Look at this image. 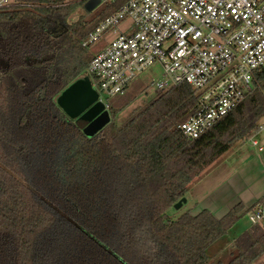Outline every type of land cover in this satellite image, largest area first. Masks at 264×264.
Wrapping results in <instances>:
<instances>
[{"label": "trees", "instance_id": "trees-1", "mask_svg": "<svg viewBox=\"0 0 264 264\" xmlns=\"http://www.w3.org/2000/svg\"><path fill=\"white\" fill-rule=\"evenodd\" d=\"M12 1L0 8V264H208L209 248L264 197L221 217L168 210L259 132L264 72L197 138L179 129L198 109L188 83L158 90L123 123L112 99L111 121L89 134L57 99L89 74L98 51L85 39L127 0L78 18L88 0ZM233 247L225 264H250L264 254V227L244 231Z\"/></svg>", "mask_w": 264, "mask_h": 264}, {"label": "built area", "instance_id": "built-area-1", "mask_svg": "<svg viewBox=\"0 0 264 264\" xmlns=\"http://www.w3.org/2000/svg\"><path fill=\"white\" fill-rule=\"evenodd\" d=\"M9 3L0 0V8ZM123 22L129 24L120 29ZM111 33L88 67L99 101L111 109L112 98L160 65L165 80L156 82L158 90L188 83L198 93L197 111L179 124L190 139L233 110L252 89L254 73L264 72V0H127L83 45ZM248 214L252 227H264V198Z\"/></svg>", "mask_w": 264, "mask_h": 264}, {"label": "rangeland", "instance_id": "rangeland-1", "mask_svg": "<svg viewBox=\"0 0 264 264\" xmlns=\"http://www.w3.org/2000/svg\"><path fill=\"white\" fill-rule=\"evenodd\" d=\"M12 0H9L11 2ZM67 1H79V0H67ZM113 1V0H112ZM107 1L103 0H88L85 8L78 10V15L75 18H78L79 15H85L90 17L95 15L102 6ZM101 5V6H100ZM128 22H123L121 24V29L127 25ZM115 36L111 33L110 35H105L99 42L94 44L93 50L98 51L99 48L104 47L107 44L109 39H113ZM91 79L93 75L91 73L87 74ZM160 80H165L163 75V68L160 65H153L145 69L128 88L127 92L124 95H118L114 97L113 107H118L120 112L116 118L117 123H123L126 121L136 109L144 105L146 102L155 98L158 93L156 88V82ZM63 97L62 93L57 99L58 105L65 111L63 108ZM66 112V111H65ZM110 112V109H108ZM68 114V113H67ZM111 116V112L109 113ZM69 115V114H68ZM70 116V115H69ZM264 121V118L260 120V123ZM264 137V129L260 130L256 136L250 140H245L237 143L222 156H220L213 164L208 166L202 173V176L192 182L188 191V202L184 203L180 209L172 207L168 210V214L177 218L180 214L192 210L196 212L197 208L193 206L195 202H192L193 192L197 189L199 191V182L204 181L208 183L210 181L220 182L226 176L231 175L230 179H226L222 182L223 189L226 187V183L232 181V176L241 168L242 165L248 162L254 154L258 155L260 153L258 146L253 145V140L261 139ZM261 143V142H260ZM262 145V143H261ZM264 168V162L262 164ZM256 175L260 174L261 170H256ZM262 173V172H261ZM201 191V190H200ZM187 198V197H186ZM201 202L202 199L199 198ZM252 227V222L249 218V214L243 216L228 233L223 236L220 240L214 243L208 250L210 260L208 264H225L229 262L232 258V254L235 252L233 247L234 240L244 231ZM250 264H264V254L259 258L252 261Z\"/></svg>", "mask_w": 264, "mask_h": 264}, {"label": "crops", "instance_id": "crops-1", "mask_svg": "<svg viewBox=\"0 0 264 264\" xmlns=\"http://www.w3.org/2000/svg\"><path fill=\"white\" fill-rule=\"evenodd\" d=\"M102 48H99V50ZM256 140L259 142V146L263 147V150H260L258 146L260 153L258 155L254 154L248 159V162L242 165L231 177L232 181L226 183L224 189L222 182L228 178L230 179L231 175L226 176L220 182H199V191L196 189L193 192L192 202H195L193 206L198 210L204 208L210 209L215 215L221 217L239 203L247 208L264 197V168L262 166L264 162V137ZM257 169L261 170L262 173L260 172V174L256 175L255 171ZM199 198L202 199L201 202Z\"/></svg>", "mask_w": 264, "mask_h": 264}, {"label": "water", "instance_id": "water-1", "mask_svg": "<svg viewBox=\"0 0 264 264\" xmlns=\"http://www.w3.org/2000/svg\"><path fill=\"white\" fill-rule=\"evenodd\" d=\"M99 92L92 79L85 76L73 82L63 93V108L72 119L82 122L84 129L89 134H94L103 129L110 121V112L105 104L99 101ZM187 198L183 197L174 207L180 209Z\"/></svg>", "mask_w": 264, "mask_h": 264}]
</instances>
